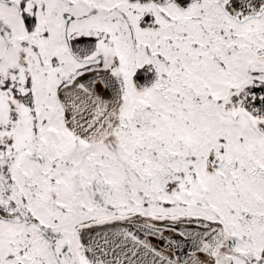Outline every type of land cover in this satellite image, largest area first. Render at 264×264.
<instances>
[{
  "label": "snow or ice",
  "instance_id": "obj_1",
  "mask_svg": "<svg viewBox=\"0 0 264 264\" xmlns=\"http://www.w3.org/2000/svg\"><path fill=\"white\" fill-rule=\"evenodd\" d=\"M0 264H264V0H0Z\"/></svg>",
  "mask_w": 264,
  "mask_h": 264
}]
</instances>
